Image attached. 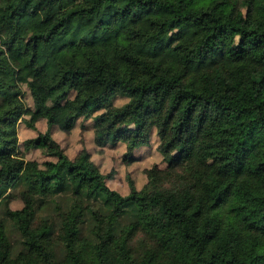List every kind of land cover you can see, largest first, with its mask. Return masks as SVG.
Masks as SVG:
<instances>
[{
	"label": "trees",
	"instance_id": "16d2710c",
	"mask_svg": "<svg viewBox=\"0 0 264 264\" xmlns=\"http://www.w3.org/2000/svg\"><path fill=\"white\" fill-rule=\"evenodd\" d=\"M80 120L165 167L111 190L52 137ZM0 264H264V0H0Z\"/></svg>",
	"mask_w": 264,
	"mask_h": 264
},
{
	"label": "rangeland",
	"instance_id": "374dc122",
	"mask_svg": "<svg viewBox=\"0 0 264 264\" xmlns=\"http://www.w3.org/2000/svg\"><path fill=\"white\" fill-rule=\"evenodd\" d=\"M23 96L22 100L27 108L33 107V101L30 93L26 87L22 88ZM126 98L117 97L113 100V105L120 107L127 103ZM28 117H24V121L18 123V141L19 149L23 153L25 160L36 161L41 167L46 161H53L52 158L44 156L39 150L31 149L29 151L24 150L23 142L26 140L35 138L38 133H45L47 127L40 121L36 124V132L26 128L25 123L28 121ZM93 129L92 121H79L76 127L68 134L60 131L58 127L52 129V137L64 150L65 154L73 160L78 153L86 148L90 150L91 160L99 167L102 174L108 175L113 173L112 179L106 181L107 186L122 196H126L129 192L128 178L131 179L138 190H140L147 182L145 171L152 168L155 164L160 168H164L165 164L162 161V157L157 152L158 140L155 136L152 137L151 143L148 147H144L134 151L133 156L135 160L129 162L126 157V148L122 143L116 145H108L105 147H97L93 143ZM10 192L14 195L18 193V189H11ZM67 206L65 200H57L56 205H52L55 210H64ZM11 210H20L22 203L19 200H12L10 203ZM50 207L45 209L39 215L40 217L50 218L52 221L58 223V214H50ZM14 243L18 241V236L13 234L11 236Z\"/></svg>",
	"mask_w": 264,
	"mask_h": 264
},
{
	"label": "crops",
	"instance_id": "0c3cea01",
	"mask_svg": "<svg viewBox=\"0 0 264 264\" xmlns=\"http://www.w3.org/2000/svg\"><path fill=\"white\" fill-rule=\"evenodd\" d=\"M88 151H90V150H88Z\"/></svg>",
	"mask_w": 264,
	"mask_h": 264
}]
</instances>
